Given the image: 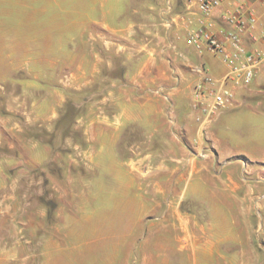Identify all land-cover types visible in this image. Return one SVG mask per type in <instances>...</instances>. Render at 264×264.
Returning <instances> with one entry per match:
<instances>
[{"label":"rangeland","instance_id":"obj_1","mask_svg":"<svg viewBox=\"0 0 264 264\" xmlns=\"http://www.w3.org/2000/svg\"><path fill=\"white\" fill-rule=\"evenodd\" d=\"M161 1L162 19L159 9L151 11L144 26L133 28L132 42L81 43L84 58L39 60L50 66L48 70H37L39 61L36 70H26L21 59L16 70H7L9 60L4 59V70H0V204L12 203L22 211L30 203L33 210L53 212L62 193L65 210L70 211L75 195L96 196L94 224L130 226L132 245L136 244L132 264L142 258L144 251L137 243L143 231L151 239L163 221L161 214L176 210L183 218L191 215L204 225L207 190L200 184L205 173L198 171L205 163H218L216 148L229 154L223 163L242 168L246 181L253 182L254 174L264 167L259 162L264 158V93L251 99L242 90L235 108L208 121L192 96H174L172 89L154 82L153 70L188 69L186 60L177 55L180 49L172 45L176 39L173 17L181 12L172 4L182 0ZM27 18L22 7L12 15L4 11V30L8 34L12 26L20 46L27 27L16 25ZM46 18L57 16L48 12ZM42 29L35 27L36 46L42 45ZM50 29L52 34L57 32ZM187 54L191 63L205 65L213 77L225 70L221 60L209 54L200 56L194 49ZM77 67H82V77ZM169 74L164 75L165 82ZM261 79L260 75L257 80ZM248 89H259L257 82ZM166 169L173 174L171 180L160 175ZM68 179L91 180L93 186L66 185ZM46 180L62 183L53 187ZM256 180L264 183V177ZM30 181L42 183L33 186ZM182 236V243L174 234L170 237L172 259L178 261L186 257V251L179 249L186 246L185 232ZM154 249L148 245V258L156 255ZM259 251L264 263L263 240ZM70 254L75 258V252Z\"/></svg>","mask_w":264,"mask_h":264},{"label":"crops","instance_id":"obj_2","mask_svg":"<svg viewBox=\"0 0 264 264\" xmlns=\"http://www.w3.org/2000/svg\"><path fill=\"white\" fill-rule=\"evenodd\" d=\"M231 1L232 7L238 3L237 0ZM161 3V0L153 4H149L147 0H0V70H4V59L9 60L10 67L7 70L18 69L16 63L20 59L24 60L26 70H36L35 64L39 60L84 58L86 55L78 46L81 43L132 42L133 37H136L133 28L144 26L151 11L159 9L162 19ZM172 5L181 9L173 17L172 28L175 29L176 39L172 41V45L176 51L180 49L177 55L186 60L188 69L153 70L156 76L154 82L172 89L174 96L189 99L200 79L196 69L205 65L195 66L185 54H189L190 49H194L200 56L209 54H200L188 45L189 33L199 28L202 22L212 24L216 31L222 29L221 10L206 16L199 11L195 2L189 0H182L180 4L174 2ZM19 7L24 8L28 14L27 20L16 25L27 27L22 46L16 41L17 32L12 26L8 34L3 27L4 11L6 15H12L14 9ZM48 12L56 14L57 18H46ZM36 26L43 28L39 37L42 39L41 46H36ZM52 27L57 28L53 30L56 33H51ZM4 36L7 37L6 40ZM44 65L46 64L39 61L37 70L50 69V66ZM224 68V72L214 77L215 79L223 76L227 70L225 66ZM76 70L81 77L84 75L82 67H77ZM207 70L210 71L209 68ZM167 73H170L169 84L164 81ZM260 93H264V88L247 90L246 95L252 99ZM216 150L218 163H205L198 171L205 173L200 184L207 190L203 197L208 208L206 216H203L204 225H198L194 216L183 218L176 210L161 214L159 217L163 221L156 227L153 237L147 240L143 229L144 239L139 238L137 246L141 253L144 251L139 264H264L260 261L259 251V241H264V183L256 180L264 177V167L254 174L253 182L246 181L242 168L235 166L233 162L223 163L230 159L229 154L218 148ZM259 162L264 163V158ZM195 173L196 170L193 169L192 176ZM160 175H169L170 180L173 177L169 169L163 170ZM182 180L183 176L176 184L179 186ZM45 182L53 187H59L62 183L59 180ZM12 183L17 186L18 182L13 180ZM30 183L37 186L42 182ZM65 183L93 186L91 180L82 179H68ZM15 193L13 191L10 195ZM178 195L176 191L174 198ZM56 198L58 209L53 212H48L45 208L33 210L34 206L30 203L27 210L22 211L11 206L12 203L4 201L0 204L3 205V209H0V264H132L131 252L136 244L132 245L130 226L112 224L101 227L94 224L92 215L96 211L93 209L96 196L82 193L75 195L74 204L70 203V211L65 210V195L61 193ZM76 200H79L77 205ZM124 213L129 215V209ZM48 219H54V222L51 223ZM65 219L71 221L66 222ZM173 219L179 220L181 226L179 222L176 225ZM184 232L186 246L179 249L181 252L186 251V257L178 261L172 259L170 237L174 234L182 243ZM148 245L155 247V256L148 258ZM71 252H75V258Z\"/></svg>","mask_w":264,"mask_h":264},{"label":"built area","instance_id":"obj_3","mask_svg":"<svg viewBox=\"0 0 264 264\" xmlns=\"http://www.w3.org/2000/svg\"><path fill=\"white\" fill-rule=\"evenodd\" d=\"M199 11L211 16L221 10L223 28L201 23L189 33L188 43L200 54L207 52L227 68L220 79L208 74L205 66L197 68L200 79L193 88V103L211 121L224 110L236 106L239 90L257 82L264 88V0H189ZM262 79L258 81V77Z\"/></svg>","mask_w":264,"mask_h":264}]
</instances>
